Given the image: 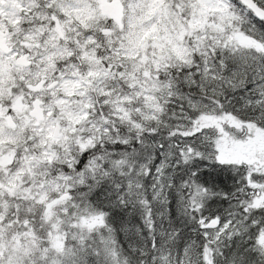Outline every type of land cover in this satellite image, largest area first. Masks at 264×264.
Returning <instances> with one entry per match:
<instances>
[{
    "label": "snow or ice",
    "instance_id": "1",
    "mask_svg": "<svg viewBox=\"0 0 264 264\" xmlns=\"http://www.w3.org/2000/svg\"><path fill=\"white\" fill-rule=\"evenodd\" d=\"M0 264H264V0H0Z\"/></svg>",
    "mask_w": 264,
    "mask_h": 264
}]
</instances>
